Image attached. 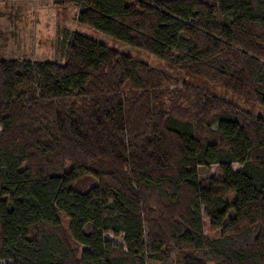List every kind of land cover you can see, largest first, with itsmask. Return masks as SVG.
<instances>
[{
    "label": "trees",
    "instance_id": "16d2710c",
    "mask_svg": "<svg viewBox=\"0 0 264 264\" xmlns=\"http://www.w3.org/2000/svg\"><path fill=\"white\" fill-rule=\"evenodd\" d=\"M52 2L163 64L0 57V264H264V0Z\"/></svg>",
    "mask_w": 264,
    "mask_h": 264
},
{
    "label": "rangeland",
    "instance_id": "374dc122",
    "mask_svg": "<svg viewBox=\"0 0 264 264\" xmlns=\"http://www.w3.org/2000/svg\"><path fill=\"white\" fill-rule=\"evenodd\" d=\"M69 31L84 33L150 65L163 64L147 50L115 41L98 30L78 23L74 7L55 6L52 0H0V57L2 58H59V53H56L58 43L63 34ZM229 98L234 100V96L230 94ZM235 100L240 106L248 107L244 101ZM254 110L264 114V108L261 106L255 105ZM239 167L240 164L237 162L232 164L233 170ZM201 173L221 176L215 164H211L206 169L202 168ZM205 231L208 235L213 234L207 225ZM105 235L122 244L121 234L113 235L111 232H106Z\"/></svg>",
    "mask_w": 264,
    "mask_h": 264
}]
</instances>
